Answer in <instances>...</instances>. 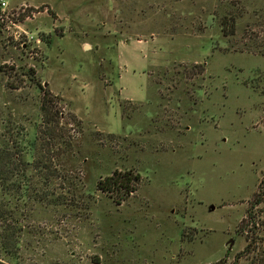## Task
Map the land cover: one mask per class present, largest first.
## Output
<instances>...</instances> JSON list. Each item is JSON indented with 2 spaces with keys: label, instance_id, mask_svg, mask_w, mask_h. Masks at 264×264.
<instances>
[{
  "label": "rangeland",
  "instance_id": "1",
  "mask_svg": "<svg viewBox=\"0 0 264 264\" xmlns=\"http://www.w3.org/2000/svg\"><path fill=\"white\" fill-rule=\"evenodd\" d=\"M1 1L0 142L58 145L46 90L73 144L0 264H264V0Z\"/></svg>",
  "mask_w": 264,
  "mask_h": 264
},
{
  "label": "trees",
  "instance_id": "2",
  "mask_svg": "<svg viewBox=\"0 0 264 264\" xmlns=\"http://www.w3.org/2000/svg\"><path fill=\"white\" fill-rule=\"evenodd\" d=\"M237 19L231 17L230 25L225 19L222 21L221 30L224 36L235 34ZM52 98L45 90L41 112L43 118L45 117L43 123L48 128L49 139L58 145L46 151L40 150L38 144L41 138L38 133L30 148L31 155L27 159V152L23 150L21 143L14 146L13 142L10 144L7 140L0 142V238L5 248H8L6 242L12 239L15 241L22 232V226L19 224L21 219L17 215L19 210H22V205L18 206V203L28 200L49 206L56 205L59 196L55 189L56 182L63 181L64 185H71L65 177L67 171L63 161L72 149L73 141L71 137H66L60 111L56 109ZM139 180L138 175L116 171L112 176L99 181L98 189L124 201L126 196L136 192ZM69 190L71 191L70 186L67 188V191ZM17 244L18 241H15L14 245ZM249 251L251 243H248L245 249V252ZM241 256L243 255L240 254L238 258ZM224 263L225 259L219 262Z\"/></svg>",
  "mask_w": 264,
  "mask_h": 264
},
{
  "label": "built area",
  "instance_id": "3",
  "mask_svg": "<svg viewBox=\"0 0 264 264\" xmlns=\"http://www.w3.org/2000/svg\"><path fill=\"white\" fill-rule=\"evenodd\" d=\"M6 10H7V3H5L4 1H1L0 11L4 14ZM0 20H3L1 15H0Z\"/></svg>",
  "mask_w": 264,
  "mask_h": 264
},
{
  "label": "water",
  "instance_id": "4",
  "mask_svg": "<svg viewBox=\"0 0 264 264\" xmlns=\"http://www.w3.org/2000/svg\"><path fill=\"white\" fill-rule=\"evenodd\" d=\"M233 243H234L233 241H230V247H229V250L232 249Z\"/></svg>",
  "mask_w": 264,
  "mask_h": 264
}]
</instances>
